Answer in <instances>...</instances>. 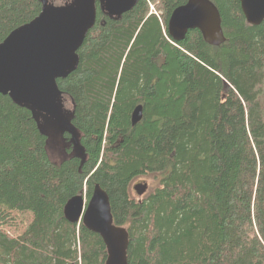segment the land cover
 Listing matches in <instances>:
<instances>
[{
    "label": "trees",
    "instance_id": "16d2710c",
    "mask_svg": "<svg viewBox=\"0 0 264 264\" xmlns=\"http://www.w3.org/2000/svg\"><path fill=\"white\" fill-rule=\"evenodd\" d=\"M188 1L137 0L121 18L97 2L77 69L57 81L84 157L53 163L38 115L0 95V264H105L102 238L65 217L96 185L130 235L129 264H264V22L211 0L226 42H176L168 22ZM43 8L0 0V44ZM142 178L158 184L137 201Z\"/></svg>",
    "mask_w": 264,
    "mask_h": 264
},
{
    "label": "water",
    "instance_id": "95a60500",
    "mask_svg": "<svg viewBox=\"0 0 264 264\" xmlns=\"http://www.w3.org/2000/svg\"><path fill=\"white\" fill-rule=\"evenodd\" d=\"M97 2L112 18L132 11L137 0H72L63 6L48 5L38 18L14 32L0 44V95L15 104L44 115L61 134H69L75 152L84 157L80 134L65 114L64 98L57 81L66 79L79 64L78 52L97 22ZM247 23L258 27L264 22V0H241ZM201 32L205 42L214 47L226 42L222 18L211 0H189L178 7L168 22V32L176 42L189 31ZM143 120V107L132 114L135 127ZM148 184H137L134 190L142 197ZM71 224L83 223L99 235L107 248L105 264H129L130 235L115 225L109 195L96 185L89 201L84 196L71 199L65 207Z\"/></svg>",
    "mask_w": 264,
    "mask_h": 264
},
{
    "label": "rangeland",
    "instance_id": "374dc122",
    "mask_svg": "<svg viewBox=\"0 0 264 264\" xmlns=\"http://www.w3.org/2000/svg\"><path fill=\"white\" fill-rule=\"evenodd\" d=\"M45 2L48 5H53V6H63L66 3L65 0H45ZM63 100H64L65 114L66 116L70 118L72 116V111H73L72 104L69 100L65 98ZM38 119H39V123L42 127L44 134H46L48 137L47 150H48L49 157L53 163L61 164L63 161L76 155L75 150L72 153L68 151L69 149L72 148V142L66 141L63 135L59 133L57 129H55L52 126V121L47 120L44 115H41V116L38 115ZM137 184H149L150 187H153V186H156L158 183L155 182L153 178L138 179L132 186L131 194H132L133 199L139 201V200H143L144 198H146L149 195L150 191L145 196H142V197L138 196V194L134 191V186H136Z\"/></svg>",
    "mask_w": 264,
    "mask_h": 264
},
{
    "label": "flooded vegetation",
    "instance_id": "af4514ba",
    "mask_svg": "<svg viewBox=\"0 0 264 264\" xmlns=\"http://www.w3.org/2000/svg\"><path fill=\"white\" fill-rule=\"evenodd\" d=\"M64 136V134H62Z\"/></svg>",
    "mask_w": 264,
    "mask_h": 264
}]
</instances>
